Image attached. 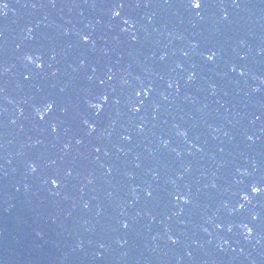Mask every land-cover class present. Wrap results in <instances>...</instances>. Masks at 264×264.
Segmentation results:
<instances>
[{"label":"water","instance_id":"1","mask_svg":"<svg viewBox=\"0 0 264 264\" xmlns=\"http://www.w3.org/2000/svg\"><path fill=\"white\" fill-rule=\"evenodd\" d=\"M201 2L0 0V264H264V0Z\"/></svg>","mask_w":264,"mask_h":264},{"label":"snow or ice","instance_id":"2","mask_svg":"<svg viewBox=\"0 0 264 264\" xmlns=\"http://www.w3.org/2000/svg\"><path fill=\"white\" fill-rule=\"evenodd\" d=\"M189 2L192 3V6L194 7V9H201V7H202V2H201V0H195L194 3H193V0H189ZM4 7H7V5L4 4ZM119 7H120V8H123V7H124V4H123V3H120V4H119ZM116 15L119 16L120 13L117 12ZM85 39H87V38L85 37ZM208 59H209V60L213 59V56H209ZM106 99H107V97H105V100H106ZM97 151H99V149H97ZM52 183H55V181H52ZM252 191H254V192H259V191H261V189H259V188H255V187H254V188L252 189ZM179 198H180L179 196L176 197V199H179ZM241 207H243V205H241ZM125 227H127V225H125ZM245 227H247V226L245 225ZM251 231H252V229H251V228H248V232H251Z\"/></svg>","mask_w":264,"mask_h":264}]
</instances>
